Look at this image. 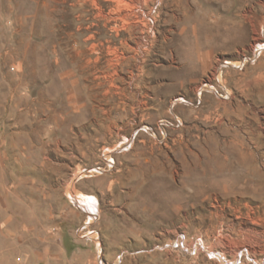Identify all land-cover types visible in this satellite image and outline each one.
<instances>
[{"label": "rangeland", "instance_id": "1", "mask_svg": "<svg viewBox=\"0 0 264 264\" xmlns=\"http://www.w3.org/2000/svg\"><path fill=\"white\" fill-rule=\"evenodd\" d=\"M0 219L21 263L264 264V0H0Z\"/></svg>", "mask_w": 264, "mask_h": 264}, {"label": "crops", "instance_id": "2", "mask_svg": "<svg viewBox=\"0 0 264 264\" xmlns=\"http://www.w3.org/2000/svg\"><path fill=\"white\" fill-rule=\"evenodd\" d=\"M4 224H6V221H4V219H0V226H2ZM62 246L64 248L62 253L60 254L62 264L64 263V255L68 254V253L71 254L73 261H77V262L80 258L88 257V255L86 253L80 252V250H78L77 247H74V248H72V250H70L67 247H65V245L63 243H62ZM12 251H13V249L8 250L6 253L4 252L3 253L4 255L2 256L3 258L2 259L0 258V263H2V264H44L43 263L44 261H42V260H45L46 262L48 261L50 264H55L54 260H53L54 255H53L52 251L47 250L46 247L40 253L32 251L30 253L31 255L29 257L30 260L28 262H24V263L17 262L18 260L15 257L14 252H12ZM38 256H40V257H38ZM36 259H37V261H36ZM38 259H40L42 262H38Z\"/></svg>", "mask_w": 264, "mask_h": 264}, {"label": "bare ground", "instance_id": "3", "mask_svg": "<svg viewBox=\"0 0 264 264\" xmlns=\"http://www.w3.org/2000/svg\"><path fill=\"white\" fill-rule=\"evenodd\" d=\"M186 13V12H185ZM185 16H187V14L185 15ZM187 38V35L185 36V39ZM262 39H263V37H262V35L260 34V33H257V34H254L253 35V37H252V41H251V49L253 48V47H255V46H261L262 47ZM262 49V48H261ZM215 73V72H214ZM215 76V75H214ZM213 76V77H214ZM221 146H223V145H221V144H217V145H215V147L216 148H218L219 150L221 149L220 147ZM213 149H215V148H213ZM192 161H193V159H192ZM215 172V171H214ZM87 203H90V202H87ZM92 203V202H91ZM90 207H93V206H91V205H89ZM91 215V214H90ZM226 243V242H225ZM256 243V242H255ZM252 244H254V243H252ZM251 243H249V242H242V243H234V244H231V243H228L227 242V244H226V249L229 251V253L231 254L230 256H231V258H230V260H228L227 259V257H225L224 256V251L222 250V254H220V255H218V256H216V257H219L222 261L224 260L225 262H230L231 261V263H234L236 260H237V257H238V252L241 250V249H245V251H246V255L248 256V258H254V255L257 253V250H258V247H257V249H256V247L254 246V245H252ZM222 247H224L223 245H222ZM263 247V246H262ZM262 247H260V248H262ZM263 250V249H262ZM260 251V250H259ZM211 253H212V251H211ZM213 254V253H212ZM226 254H228V253H226ZM258 254V253H257ZM256 254V255H257ZM229 257V256H228Z\"/></svg>", "mask_w": 264, "mask_h": 264}]
</instances>
